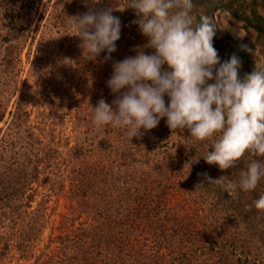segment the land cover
I'll list each match as a JSON object with an SVG mask.
<instances>
[{
	"label": "trees",
	"instance_id": "16d2710c",
	"mask_svg": "<svg viewBox=\"0 0 264 264\" xmlns=\"http://www.w3.org/2000/svg\"><path fill=\"white\" fill-rule=\"evenodd\" d=\"M107 1L122 25L117 50L109 60L135 56L136 49L144 48L148 40L132 23L137 17L133 9L126 8L129 0ZM194 3L197 22L203 13L212 23L216 0ZM225 7L245 28L253 29L254 40L247 49L256 47L264 58V14L253 8L239 12L229 4ZM214 30L213 45L221 63L236 54L242 60L240 75L252 73L256 64L251 51L236 47L230 36ZM144 50L146 54L154 52ZM100 54L105 58L109 55L106 49ZM101 98L111 104L115 96ZM90 121L95 144L80 146V154L85 157L94 155L95 150H106L114 156L113 161L127 163L124 168L102 172L101 177L87 167L81 172L72 169L80 176L71 191L74 211L87 219L72 236L65 234V243L50 264H264V210L254 206L264 195V180L254 191L237 189L231 195L208 180L226 176L238 182L250 160L264 158L246 155L234 168L222 171L203 157L213 150L211 141L191 138L187 130L172 131L166 118L143 139L131 140L126 129L110 125L98 129Z\"/></svg>",
	"mask_w": 264,
	"mask_h": 264
},
{
	"label": "rangeland",
	"instance_id": "374dc122",
	"mask_svg": "<svg viewBox=\"0 0 264 264\" xmlns=\"http://www.w3.org/2000/svg\"><path fill=\"white\" fill-rule=\"evenodd\" d=\"M108 3L0 0V264H50L65 234L72 236L87 219L74 211L71 191L80 176L72 169L87 167L101 177L127 163L113 161L106 150L80 154V146L95 144L91 108L112 94L106 82L113 61L101 54L88 58L76 36L75 17L112 8ZM216 4L211 25L218 34L230 36L238 48L251 45L253 29L225 5L264 14V0ZM250 51L261 66L264 58L256 47Z\"/></svg>",
	"mask_w": 264,
	"mask_h": 264
},
{
	"label": "clouds",
	"instance_id": "9594fccd",
	"mask_svg": "<svg viewBox=\"0 0 264 264\" xmlns=\"http://www.w3.org/2000/svg\"><path fill=\"white\" fill-rule=\"evenodd\" d=\"M137 17L132 21L148 40L135 56L113 62L106 82L115 99L104 98L93 109L96 128H123L130 138L143 139L166 118L172 130H185L198 141H211L203 156L220 170L232 169L246 155L264 158V69L240 75L242 60L236 54L221 63L213 45L214 27L194 0H129ZM112 8L89 9L75 17L80 47L95 59L105 49L117 50L121 21ZM239 37L241 35L239 29ZM145 48L154 49L146 54ZM243 50L246 45H241ZM250 51V50H249ZM167 65V68H165ZM165 97L168 98L167 102ZM141 129L144 131L142 132ZM231 195L234 190L254 191L264 180V159H252L238 182L226 176L212 180ZM264 210V195L254 201Z\"/></svg>",
	"mask_w": 264,
	"mask_h": 264
}]
</instances>
